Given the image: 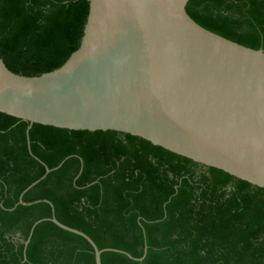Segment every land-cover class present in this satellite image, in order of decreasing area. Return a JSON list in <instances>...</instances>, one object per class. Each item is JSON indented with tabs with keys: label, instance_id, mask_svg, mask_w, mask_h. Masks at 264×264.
<instances>
[{
	"label": "trees",
	"instance_id": "obj_1",
	"mask_svg": "<svg viewBox=\"0 0 264 264\" xmlns=\"http://www.w3.org/2000/svg\"><path fill=\"white\" fill-rule=\"evenodd\" d=\"M203 29L264 51V0H189ZM88 0H0V60L36 78L79 46ZM0 114V264H94L91 247L50 222L89 237L101 264H264V190L112 131H68ZM14 208V209H13ZM13 209L12 211H9Z\"/></svg>",
	"mask_w": 264,
	"mask_h": 264
},
{
	"label": "water",
	"instance_id": "obj_2",
	"mask_svg": "<svg viewBox=\"0 0 264 264\" xmlns=\"http://www.w3.org/2000/svg\"><path fill=\"white\" fill-rule=\"evenodd\" d=\"M189 0H88L80 43L57 70L36 78L12 74L0 60V114L68 131H112L149 142L191 162L264 190V51L238 45L196 24ZM63 163V162H62ZM94 264L103 253L80 231ZM14 209V208H13ZM13 209L9 210L12 211Z\"/></svg>",
	"mask_w": 264,
	"mask_h": 264
}]
</instances>
